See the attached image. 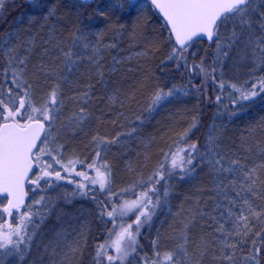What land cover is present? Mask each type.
<instances>
[{"label": "snow or ice", "instance_id": "obj_1", "mask_svg": "<svg viewBox=\"0 0 264 264\" xmlns=\"http://www.w3.org/2000/svg\"><path fill=\"white\" fill-rule=\"evenodd\" d=\"M96 3V0H76L74 7L77 10L86 8L90 4ZM150 4L162 14V17L168 26V39L173 42L172 51L167 57L168 60H174L177 67L181 63L188 67V60L185 55L188 48H191L193 43L199 39L206 38L208 41L215 44L214 58L212 66L206 65L204 59L201 58L198 65H192V71L199 70L203 75L204 81L209 79L217 84L220 90L229 87L234 90L228 95L232 98L231 102L240 107L237 111L243 110L242 102H255L257 97L264 98V75L256 77L254 74L257 71H264V0H150ZM4 0H0V10L3 9ZM145 5H141L138 0H115V3L109 5L110 8H119L121 10L139 11ZM56 15V7L52 6L48 10L45 20ZM95 15L98 17H107L106 11H101L97 6ZM92 20V17H89ZM232 24L231 31L225 35L221 32V27L228 23ZM123 26L121 25V28ZM80 29L71 32V46L67 51L62 50L64 57V68L62 71L72 72L78 70V62L87 59L96 68V75L100 81L104 80L103 65L100 63L103 58L100 56L101 41L104 37L103 31H98L96 35V44L91 45L87 42L86 35H79ZM174 37V40H173ZM104 48L115 47V45H102ZM238 49L237 55L241 61L252 62V67L248 69L250 79L245 80L242 84H236L231 81L224 80L223 72L220 73L221 78L217 79V67L222 65L223 61L229 57L232 49ZM91 48V55H86L85 50ZM77 49V51H73ZM14 47H9L4 52V57L7 61V66L0 69V196L7 200V204L0 208V264H3V259L9 256H15L20 261L28 255L32 237L35 235L36 225L33 217L41 215L39 210L33 211L34 205L47 204L45 197L41 196L39 200L33 201L31 204L25 205L24 198L27 193L24 191V182L28 180L29 173L32 171L34 164L40 165V174L36 178L30 180V183L39 187L40 180L44 178H54L55 181L66 179V175H61V171L53 168V164L42 160L44 155L52 158L53 163L60 165L66 174L75 173L78 177H83L85 180H90L92 185H99L101 190L108 189L111 180V169L106 164L97 165V160L101 158V149L107 148L119 142V137L123 134L118 133L116 137L108 140L101 137L99 134L93 136V142L96 144L95 158L93 161L85 165L84 160L69 159L67 163L61 162L52 153L55 151L59 155L64 146L56 145L55 148L50 147L54 142L55 137L52 135V125L58 118V115H53L55 112L59 114L62 107L61 102V84L55 83L51 91L47 94V100L36 107L31 99L34 88L33 84L27 78V58L18 57ZM115 60V58H113ZM23 65V67H21ZM43 71V69H41ZM109 71H115L114 68ZM66 77L60 76L59 80H65ZM11 84L12 87H7ZM92 86L89 85L90 89ZM201 89L198 86L197 92ZM177 93L187 94L183 86L173 85L165 91L162 88L157 90L150 97V104L147 109L151 114L169 97L177 95ZM88 92L80 95L81 100H87ZM114 99V98H111ZM221 96H216V101H220ZM227 107V105H225ZM236 112L229 113V116L236 115ZM75 120L79 125L81 122L89 118V113L84 107H81L78 112L73 113L70 120ZM139 119V118H138ZM23 121V122H22ZM45 122H49L46 129ZM199 123L196 117L192 118V123L187 129L179 133L177 139L173 142L176 145L174 152L165 154V159L170 158V169L168 175L172 171L179 170L180 178L190 176L196 170V165L193 161L196 153L199 156L198 164H206L210 171L217 179L216 189L217 194L223 195V199L228 201L229 205L235 206L237 203H242L244 208L240 209L239 214L233 212L232 207H228V220L232 221L231 228H225L223 224H219L215 229L216 232L225 234V239L220 241L221 255L214 256L213 259H221L228 261L229 264H236L235 253L238 248L241 251L242 244L248 242L250 234L259 238L253 239L252 250L243 256L244 264H261V251L264 249V230L252 233L254 225L251 224L249 217L255 220H260L264 216V208L256 211L251 197L264 199L261 192H264V180L259 178V174L264 172V147L259 149L260 162L253 163L251 167L244 163L240 158H229L226 155H221L218 150L219 136L214 133L207 138V150L201 152L196 143H188V137L192 129ZM258 127L264 130V120L260 122ZM132 132L135 129L131 130ZM44 134V139L41 140V134ZM131 135V132L127 133ZM37 141H40L42 146L34 153L37 148ZM186 144L187 147H181V144ZM251 151V149H247ZM247 159V157L245 158ZM85 165L88 169L95 171L94 177H89L84 171H76L75 165ZM163 168V165L160 166ZM49 169H52L49 171ZM103 169V170H102ZM165 171L158 170L148 178V181L153 184L147 191L139 194L137 199L132 201H124L119 206L112 205L111 211H105L109 205L101 204V216L115 218L117 213L120 217L127 216L129 213L136 212L135 220L130 224L121 223L119 231L114 232L108 230L110 239L103 243L95 245V255L93 264H125V261L137 252L138 241L137 236L144 224H148L154 213V210L159 203V199L154 203L149 193L156 194L157 188L155 184H159L165 179ZM52 180L48 181L51 186ZM141 183H144L143 181ZM76 187L80 189L79 193L73 192L72 195L87 196L88 191H85L88 185L83 182L77 183ZM229 189L234 193L230 196ZM123 191H127L124 189ZM163 195L167 197L168 191L165 190ZM95 199V197H93ZM219 203L217 207H219ZM247 215H244V212ZM15 213V216L13 215ZM221 215H224L221 213ZM42 218V217H41ZM15 220L13 225L12 220ZM189 222L183 225L176 242L172 248L164 252L154 250L152 258H145L144 264H201V260L196 258V250L189 251L190 244V226ZM114 223V221H113ZM135 226V230H133ZM117 226L114 223V229ZM115 239H111L112 236ZM58 238H63L62 233H57ZM235 238L231 242L229 238ZM159 237L154 240L153 248L159 246ZM87 244L86 238H77L68 241L64 245V250L58 260H52L51 264H74L77 256L83 254L84 247ZM47 247V246H46ZM60 247L59 240L54 242L52 247L53 255L57 254V248ZM199 256L202 258L207 252V247L204 243L200 246ZM109 249L114 250V254L109 253Z\"/></svg>", "mask_w": 264, "mask_h": 264}, {"label": "trees", "instance_id": "obj_2", "mask_svg": "<svg viewBox=\"0 0 264 264\" xmlns=\"http://www.w3.org/2000/svg\"><path fill=\"white\" fill-rule=\"evenodd\" d=\"M76 0H4L3 9L0 10V69H3L5 66H7V61L4 57V50L3 48H6V45L8 44L6 42L7 36L8 38H15L19 34L23 38H27L28 36H31L32 34H36V47L38 48L34 51V58L33 62L37 61V65L41 66H34L33 65V73L36 71V73H32L33 81L32 83L37 87L40 88L42 91L45 92V95H47L50 91L52 86L59 82L61 84V94L66 91L65 89L69 88L70 81L67 80H59L60 76H64V71L61 70L60 64L63 62V60H58V63L55 64L53 59H48L44 62H40L41 55L44 52H48L44 49L47 48H56V46H59L62 44H69L70 45V33L73 32L72 29L77 26L78 23H80V32L79 35H86L87 30H92L94 26L95 17H97L93 9L82 10L80 12L82 15H75L72 16L71 12H74V4ZM95 4V3H94ZM94 4H90L86 8H91ZM149 5V9H146L147 13V21L145 18H140L137 20V27H136V35L138 39L143 36H147L152 38V40H157L158 38L164 39V43L167 44H173L172 41L168 39L169 32L168 28L165 25L162 18L159 16V14L156 12L154 7L151 4ZM55 6L56 7V15L49 17L47 20H45V16L48 14V10L50 7ZM83 8V9H86ZM122 14L118 16V18H121L125 15L127 11L122 10ZM70 15L69 21H70V32L62 33V28L60 27V16L62 15ZM109 19L107 21V24H112V22L115 23V27L113 28L112 25H110V32L111 33H119L120 30V22L122 19H116L112 18L113 14L108 13ZM92 17V20H89V17ZM107 16V18H108ZM110 18L113 19V21H110ZM81 19V20H80ZM104 21H106L104 19ZM152 22H159V25H156V27L152 28L150 27ZM102 22H98L100 24ZM122 23V22H121ZM130 24V23H129ZM232 24L229 22L226 26L221 27V32L227 35L231 29ZM47 28L48 36L44 33L42 34L41 31L44 30V28ZM154 29V30H153ZM157 29V30H156ZM140 40V39H139ZM63 41V42H62ZM111 41L113 44L118 43V37L114 36ZM49 42V43H46ZM161 43V42H159ZM59 44V45H58ZM51 45V46H50ZM159 45L156 42H153L151 46L144 45L147 47H150L148 49H151V55L149 58L141 60V63L143 64L142 68H139L141 70H137L133 73H127L125 71L116 72V74H110V76L107 73H104V80L109 77V81L114 82L115 85L122 86L123 88L126 87L129 89L128 93H132L133 95H137L135 97H130V103L125 110H123L124 113L128 114L129 118L136 117L138 115L142 116V113L144 112V109L142 106L146 104L148 101H150V97L153 94V91L157 90V88H162L166 91L167 87H169L174 82H184L183 84L185 86H194L195 93H199V95L202 98L201 107L199 104V115L201 116V125L198 128V131L192 133L190 137H188V143H196L198 149L201 152H204L207 150V138L210 135V131L207 128L205 121L203 120L206 117H209L211 113H213V110L216 106H220L224 108V112L221 113V115L225 118H227L230 122L229 127H220L217 131H215V135L219 136L218 140V150L220 151L221 155H226L229 158H240L244 163H247L249 167L252 166L253 163L258 164L260 162L261 156L259 149L261 147H264V130H261L258 125L262 120H264V98L257 97L255 99V102H243L244 108L243 110L237 111L235 108L237 105L232 104V102L229 100L228 91L229 87H225L224 90H220L217 86V84L213 83L210 79L208 81H204L203 75L199 73V70L192 71V65H198L200 63L201 58L204 59V62L206 65L212 66V59L214 58V49L215 44L213 42H207L206 40H198L194 43V46H199L197 48V54L191 55L192 48H188L185 55L188 60V67H185L183 63H181V66L178 68L176 65V62L174 60H168L167 54H166V45L157 46ZM152 46H156V48H151ZM163 48V49H162ZM51 56V55H49ZM57 61V60H56ZM40 62V63H39ZM43 63V64H42ZM218 65H215L217 67L218 71L216 73L217 79L219 80L221 78L220 76V69ZM43 69V71L41 70ZM111 69V67H110ZM78 71V70H76ZM75 71V72H76ZM109 71V70H108ZM141 71V72H140ZM134 74V75H133ZM256 77H259L261 75H264V71H257L254 74H252ZM95 78L97 76H94ZM123 80H128L132 77V83L129 84L123 82ZM152 77L155 78V82H151ZM223 78V77H222ZM195 79L198 80L197 84H192L191 80ZM225 79V78H223ZM103 80V83H104ZM102 82L97 83V88L100 89L101 92L107 93H114L117 91L119 92V89L116 88H103ZM166 83V84H165ZM200 87V91L197 92V87ZM7 87H12L11 84H8ZM150 90L149 94L144 93L145 88ZM230 89V88H229ZM232 90V89H231ZM221 96V100L218 102L216 101V96ZM236 95V93L234 94ZM80 98V96H79ZM185 102L190 103V106L188 109H186V115L185 117L181 116L180 121H178L175 125L170 124V122H167L165 119L159 123V125L156 128H153L152 124L159 121L161 117H168L169 110L172 109L171 107L168 109H161L158 110V107L153 112V117L150 120H145L141 118L140 124H145L144 127V133L143 137L145 138L144 141L139 142V152L135 155L131 154L126 157V159H132L129 162L128 167L120 171L119 173L123 177V182H126V184L132 183L134 180H136V176L139 175V170L137 171V168L150 170V172L147 174L152 176V174L155 172V167H158V170L165 171V179L161 180L159 185V189L161 192H164V190L167 188L174 187L177 184H181L183 187L186 184V180H192L195 182V184L199 188V197L196 200L195 207L193 208V211L190 212L191 215L189 216V219L187 221V216L182 221V225L189 222L191 217H195V219L191 220V226H190V232L193 236H195L196 231L199 225L198 223L202 224L203 232H200V237L206 243L210 245V241L208 242V237L213 239L212 237L215 234V229L217 228V222L219 220H222V217L219 218L218 214L216 213L213 221L211 219L200 218L198 215L200 212V209H202L204 206L207 208L208 204L204 200L209 193H214V189H216V186L214 185L215 182H212L215 179V175L210 171V169L207 167L206 164H198L197 161L200 159L199 156L196 153H193L194 156H196V159L193 161V164L196 165V170L193 172L190 176H184L183 179L180 178L179 170L172 171L170 175H168V170L170 169V158L168 160L165 159V154L168 153L169 157L171 156V152L169 151L171 149L172 152L175 151L176 145L173 143L176 139L180 131H182L184 126H179L180 123L184 122L186 125H189V112H193L195 109V104L191 101H186L185 98L182 97ZM194 99V98H193ZM104 102H106V99H104ZM141 105V106H140ZM227 105V107H225ZM140 106V107H139ZM197 107V106H196ZM192 109V110H191ZM197 111V109H196ZM194 111V112H196ZM236 112L237 114L235 116H229V113ZM183 113V111H182ZM134 114V115H133ZM152 115V113H151ZM180 115V114H176ZM174 116V117H180V116ZM150 117V116H149ZM188 118V119H187ZM198 118V117H197ZM127 120V119H126ZM192 120V119H191ZM148 139L149 141H147ZM146 140V141H145ZM181 147H187L186 144H181ZM251 149V151H247V149ZM247 157V159H245ZM155 161V162H153ZM151 162V163H150ZM126 165V164H125ZM163 165V168H160V166ZM115 168V167H114ZM52 169H49L51 171ZM76 171H84L81 167H76ZM87 173V172H86ZM116 173H118L116 171ZM115 173V174H116ZM61 175H66L65 180H61V183H68L66 185V188L68 190L65 191L62 201L63 204L72 206L75 204H84L83 210H88L89 215L95 214L97 216V221L93 223H90L91 226L87 227V235L86 240L87 244L84 247L83 254L80 257V260L78 264H93V257L95 255V245L98 243H103L105 240L110 239L108 230H113L114 232L119 231V225L121 223L127 225L132 223L136 215L138 213L132 212L129 213L127 216L120 217L119 213H117V216L115 218L108 217L106 215L101 216V204L99 202H103L104 204L109 205L105 211H111L112 205L119 206L124 201H132L137 199L139 194L142 192V190H137L136 192L132 194H127L124 196H116L114 198L109 197V187L108 189L101 190L99 188V185H92L90 183V180H85L83 177H78L75 175V173L66 174L65 172L61 171ZM90 178L94 177L92 174H87ZM148 176V178L150 177ZM138 178V177H137ZM147 178V181H148ZM259 178L261 180H264V172H261L259 174ZM54 178H44L45 183ZM83 182L84 184L88 185L85 191H88L87 196L79 195L77 194V197L72 195L73 190L77 189L78 193L80 192V189L76 187L77 183ZM144 183H147L146 180L143 181ZM143 183V184H144ZM149 183V186L143 187L146 189L153 186L152 183ZM152 184V185H150ZM41 185V184H40ZM156 186V184H155ZM47 189L50 187L49 185L46 186ZM138 187H141L138 185ZM71 188V189H70ZM182 190V189H180ZM45 193V198H49V201H45L47 204V208H45V204H42V207L39 205L38 210L40 211L41 215L34 216L33 219L36 223V225H41V217L45 215V213L52 210L53 202H52V193L48 192H40ZM216 194V191H215ZM151 196L153 202L155 203L157 201L155 194L149 193ZM261 195L264 196V192H261ZM95 197V199H93ZM158 197V196H157ZM255 200L259 201L261 204H264V199L254 197ZM175 200V198H174ZM214 206V204H211V207ZM162 204L159 206V203L157 204L156 208L157 211L152 215L151 221H153V218L155 216L157 217L158 214L162 211L161 209ZM33 211H36L33 207ZM15 216V213L13 214ZM88 215V216H89ZM179 218V217H177ZM13 221H15L13 219ZM117 226L114 229V223ZM150 221V222H151ZM178 221V219H176ZM144 224L141 229L140 233L137 236L138 241V247L137 252L133 253L127 261H125V264H144V259L152 258L154 250H158L161 253L169 250L174 246V242L167 243L166 235L167 233H174L173 229H167L165 225H160L159 222L156 220L152 223L151 227L149 225L151 223ZM212 224H208V223ZM179 223V221H178ZM15 222L13 223V225ZM200 224V225H201ZM173 227V224L172 226ZM135 230V226L133 228ZM200 230H202L200 228ZM154 234V235H152ZM151 235V236H149ZM213 235V236H212ZM254 236V235H253ZM252 236V237H253ZM159 237V246L158 248H153V241ZM178 237V236H177ZM251 237V239H252ZM176 238V237H175ZM174 238V239H175ZM111 239H115V236L113 235ZM254 239H257L256 237ZM176 240V239H175ZM197 242V241H196ZM257 243H259V239H257ZM213 246V245H211ZM247 246V247H245ZM215 249H214V248ZM210 247V251L218 252L220 255L219 248H217V245ZM241 248L243 251L240 250V248L237 249L235 257H236V264H244L243 256L247 255L252 250V243L249 245L242 244ZM110 254H114L113 249L108 250ZM261 256L264 257V249L261 251ZM210 258V257H209ZM202 264H207L206 262ZM208 262V260H207ZM219 262L223 263L224 260H219ZM226 262V261H225ZM116 264H120V262H116ZM261 264H264V258L261 259Z\"/></svg>", "mask_w": 264, "mask_h": 264}, {"label": "rangeland", "instance_id": "obj_3", "mask_svg": "<svg viewBox=\"0 0 264 264\" xmlns=\"http://www.w3.org/2000/svg\"><path fill=\"white\" fill-rule=\"evenodd\" d=\"M112 3H115V0H98L93 6H91V8H86V9H80L77 10V8L75 7L74 12H71L72 16H75L77 14L82 15L80 12H82V10H87L89 11V9H93L92 11L96 12L97 6H99V9L101 11H106L107 12V16L109 15L108 13H111L115 16V18L117 16H119L120 14H122V10L117 8H110L109 5H111ZM141 5H145L144 7H142L138 12L135 10H125L127 11L125 13V15L121 18H117V19H122L120 22V30L119 33H111L110 32V25H112V27L114 28L115 23L112 22L109 23V25L107 24V21L109 19L106 17H95L97 19H95L94 21V26L92 28V30L89 29L87 30V42H89L91 45L96 44V35L95 33L98 31H103L104 37L101 41V52H100V56H102L103 58L101 59L100 63L103 65V70L104 73H107L109 76L110 74H116V72H121V71H125L127 73H133L136 72L137 70H141L139 68L143 67V64L141 63V60L149 58V56L151 55V49H148L150 47L144 46V45H152V41L151 39H148L147 36H143L142 38L140 37L138 39L137 35H136V27H137V20H139L140 18H145L147 21V13H146V9H149V3L147 1H143V2H139ZM70 15H62L60 16V27L62 28V33L63 32H70V21H69ZM104 19L106 21H104ZM81 20V19H80ZM98 22H102L100 24H98ZM81 23V22H80ZM80 23L77 24L76 27H74L72 29V31H76L77 28L80 27ZM130 23V24H129ZM121 25L123 26L121 28ZM159 25V22H152L150 27L154 28ZM232 26V25H231ZM47 28L45 27L43 31H41V33L45 34L48 36V32H47ZM154 30V29H153ZM157 30V29H156ZM117 36L118 37V43L115 44V47H108V48H104L102 47V45H113V42L111 41V39ZM9 36H7V40L6 42L8 43L6 45V48H3L4 51H6L9 47H14L16 49V55L18 57L24 58L26 57V64H27V68H26V72H27V78L30 80V82L32 83L33 81V65L37 66L36 63H38L37 61L33 62V58H34V51L38 48H34L36 47V34L35 35H31L28 36L27 38H23L20 34L15 37V38H8ZM158 41L161 42L157 45V46H161L162 45V41H163V45H166L165 49H166V54L167 56H169V54L172 51V47L173 44H167L164 43V39L162 40V38H158ZM63 42V41H62ZM70 45L69 44H62L59 46H56V48H47L44 49L46 51H48L47 53L44 52L41 55V60H39L40 62H44L46 60H48L49 58L53 59L54 63L57 64L58 60H63V62L60 64V68L61 70L65 67L64 66V57L62 55V50L63 51H67L68 48L71 46V42H72V37L70 38ZM49 43V42H46ZM161 44V45H160ZM51 46V45H50ZM192 50H191V55H196L197 54V48H199V46H192ZM151 48H156V46H152ZM163 49V48H162ZM55 54H52V52H55ZM73 51H77V49H73ZM237 51L238 49L236 47H234L232 49V51L229 54V57L227 59H225L222 63V65L218 66L220 69V73L223 72V78H225L224 80L226 81H231L233 83L236 84H242L245 80H249L250 79V75L248 72V69L250 67H252V62L250 60L248 61H241L237 55ZM85 54L86 55H91V48L85 50ZM51 55V56H49ZM115 58V60L113 59ZM57 60V61H56ZM39 62V63H40ZM43 64V63H42ZM23 67V65L21 66ZM114 68L115 71H108L109 69ZM83 71L84 73H90L92 70L96 71L95 66L90 63L87 59H84L83 61H79L78 62V71ZM76 70H73L72 72H68V71H64V77H66L65 80L69 79L68 81H70V84L73 83V79L75 78V73ZM94 71V72H95ZM141 72V71H140ZM36 73V71L34 72ZM33 73V74H34ZM94 76L96 75V72L94 73ZM134 75V74H133ZM92 76V74L90 75ZM132 78V77H131ZM109 79V77L107 79L104 80V84L105 81H107ZM124 78L122 77V80ZM94 81L95 83H100V79L97 76L96 78L94 77ZM123 82H125V80H123ZM103 83V82H102ZM33 84V83H32ZM166 84V83H165ZM76 86H73V89ZM103 88H106L105 85H102ZM33 94H32V101L34 103V105L36 107H40L41 104L45 103L47 100V95H45V92L42 91L40 88H37L34 84H33ZM120 90L122 93L127 94V96L129 97H135L137 95H133L132 93H128L129 89L126 87H122L120 86ZM185 90L187 92V94H182V93H177V95L173 96V97H169V99L167 101H164L160 106H158V110L161 109H168L170 108L171 104H173L176 100V98H181V97H191L194 98V104L197 106H195V110L197 109L196 112H189L188 116L189 119L191 120L193 117H198L199 115V104L201 107V103H202V98L199 95V93H195L194 88L189 89L187 87H185ZM228 91L233 92L234 90H231L228 88ZM108 92V91H107ZM106 92V93H107ZM106 93H103L100 91V89L98 90V88L92 93V95H89V97L87 98V100H81V99H76L78 97V94L76 95L77 97L75 98V100L73 101H69L65 98L62 97L61 94V102H62V107H61V111L59 112V114H56L55 112L53 113V115H58V118L56 119V121L54 122V124L52 125L51 131H52V135L53 137H55L54 142L50 145V147L55 148L56 145H63V151L57 155V153L54 151L52 153L53 156H56L57 159H61L62 164L63 163H67V161L69 159H81L84 160L85 165L91 163L93 161V159L95 158L94 153L96 151V144L95 142H93V136L99 134L101 137H104L108 140H111L113 137H116L118 133H121L124 136L122 141H119L116 144H112L110 145L107 150H103L101 149V158L99 160H97V165L99 166L100 164L106 163L110 169H111V183L109 185V192L108 195L109 197H116V196H124L127 194H132L134 192H136L137 190H142L146 191L145 188L143 187H147L149 186V183L147 181L148 176H150L151 172L150 170L153 168H150L148 170H145V168L140 169L137 168V171L139 170V175L136 176V180H134L132 183L130 184H126V182H123V177L121 176V172L124 168L126 169L129 165L130 160L135 159L132 158L131 159H126V157H122V159H120L119 161L122 162V164L120 165L121 169L118 168H114V165L112 164V158L110 155V150L111 148H114V146H118V145H122L124 142H126L127 140L133 139V138H138L141 141H144V137H143V131H144V125L145 124H140V119L145 117V120H150L153 117V112L152 115L148 113L147 109L149 107L150 101H148L146 104H144V106H142V108L144 109V112L142 113V116L138 115L136 117H132L129 118L128 114L124 113L123 111L121 112H116L113 113L112 117H111V113L110 111H108V107L110 105L113 104V99H111L114 94L110 93L105 95ZM192 95V96H190ZM176 97V98H175ZM229 100L231 101L232 98L230 96ZM175 98V100L173 101V99ZM104 99H106V103H104ZM96 101L97 104V108H93V101ZM110 101V103H109ZM109 103V104H108ZM185 103V102H183ZM243 103V102H242ZM100 104H102V107H100ZM186 104V108L188 109V107L190 106V103H185ZM244 104V103H243ZM141 106V105H140ZM139 106V107H140ZM170 106V107H169ZM84 107L87 112L89 113V118L83 122H81L79 125H77L75 123L74 118L70 120V117H73V113L78 112V110ZM183 107H185V105L183 104ZM240 106L237 105L236 106V110L239 108ZM192 110V109H191ZM134 115V114H133ZM107 116V117H104ZM150 116V117H149ZM235 116V115H234ZM139 118V119H138ZM127 119V120H126ZM198 119V118H197ZM23 122V121H22ZM47 124L49 125V122H47ZM159 125V122H155L154 124H152V126H154L153 128H156ZM118 127V128H117ZM135 129L134 132H132L131 130ZM131 132V135H127V133ZM120 136V137H121ZM42 146V144H41ZM40 146V147H41ZM39 147V148H40ZM128 151V150H127ZM126 152H123L124 155L127 154ZM137 154V153H136ZM135 155V153L133 154ZM120 157V155H119ZM42 160L47 161L50 164H53V168H55L58 171H63L60 165H56L53 163V160L50 156L48 155H44L42 157ZM155 162V161H153ZM151 163V162H150ZM126 164V165H125ZM85 165H80L77 164L75 165L76 167H81L84 169V172H87V174H92L95 176V171L93 169H88L85 167ZM103 170V169H102ZM116 171L118 173H116ZM155 172L158 171V167H155L154 169ZM40 172V171H39ZM64 172V171H63ZM120 172V173H119ZM150 172L149 175H147ZM116 173V174H115ZM40 173L37 174V176H39ZM138 177V178H137ZM53 182L51 184L50 187H48L47 189V185H48V181L45 183V180H40L39 182V187H36L34 185L31 186V190H32V198L30 201V204L35 201V200H39L41 196H44L45 193H41L40 192H48L52 193V202H53V207L51 211H47L45 213V215L41 218L42 222L41 225H39L38 227L35 228V235L32 237L31 243H30V248H29V252L28 255L24 258L23 261H20L17 257L15 256H9V257H5L3 259V264H51L52 260H58L60 259V256L62 254V251L64 250V245L66 242L68 241H72L74 239L77 238H86L85 236L87 235V230L85 228H83L82 226H79L78 224H75L76 220H77V214L74 213L75 211L80 210L81 211V205L79 204H75L72 206L63 204L62 198L63 195L65 193L66 190H68L66 188V185H68V183L64 184L61 183L60 181H55L53 179H51ZM146 180L147 183H141L142 181ZM188 181L186 180V183ZM215 182L214 185L216 186L217 184V179L215 177V179L212 181ZM41 184V185H40ZM138 185H140L141 187H138ZM152 185V184H150ZM178 186H182L181 184H177ZM177 186V187H178ZM157 188V193L155 194L156 199H159V206L162 204V211L158 214V216L155 218H153V221H151L152 223L154 221H158L160 225L163 224L164 220L169 218L172 221L173 224V228H174V233H176V235L174 237H177L180 233V231L183 229V225L177 223L176 219L177 217H180L182 215L183 212H191L190 209H193L195 207L196 204V200L197 198L200 196L199 195V191L200 190H193V188L191 189L190 187H186L185 186V190H180L179 189V195L181 196L180 199L175 202L174 201V197L172 196L173 192H168L167 197H165L163 195L164 192H161L159 189V185L156 184L155 186ZM194 188L196 186H193ZM71 189V188H70ZM124 189H127V191H123ZM167 189V188H166ZM73 192L78 193L77 189H72ZM165 191V190H164ZM196 192L195 195H191L189 196L191 193ZM214 193H209L206 197H204L205 201L207 202L208 206L207 208H210V210L208 212H204V213H200V218H202L204 220V218L207 219H211L213 221L214 219V215H210V211L216 212L219 216V218L222 217V220H219L218 223L219 224H223L225 228H231L232 226V221L228 220V207H232L233 212H236L237 214H239L240 209L244 208L246 206H244L242 203H237L235 206L229 205L228 201H225L223 199V195L215 194V191H213ZM229 194L230 196H234L235 194L231 192V189H229ZM77 197V195H74V197ZM158 196V197H157ZM251 200L253 202V205L256 209V211H260L261 208H264V204L260 203L259 201L255 200L254 197H251ZM45 201H49V198H45ZM214 204V206L211 207V204ZM219 203V207H217V204ZM43 204V203H42ZM42 204H40V206L42 207ZM4 205V204H3ZM39 205H34V209L38 210ZM206 207L204 206L203 209L201 210V212L205 209ZM157 211V208L155 210V212ZM221 213H223L224 215H221ZM154 214V213H153ZM190 214V213H189ZM244 215H247L248 213L245 211L243 213ZM187 221L189 219V216L187 214ZM249 220L251 221V224L254 225V227L252 228V233L255 232H260L262 230H264V216H262L260 218V220H255L252 217H249ZM15 221L12 220V223H14ZM150 222V223H151ZM152 223L149 225V227H151ZM208 223V222H207ZM218 223H217V227H218ZM201 223H198L197 225H199L200 227H198L195 236H193L190 232V244H189V249L194 247L196 245V258L197 259H202L203 263L206 262L207 264H229L228 261H224L223 263L219 262L220 259H213L214 256L219 257L220 254L217 252L212 253L210 251V247H213L215 245H217V248L222 247V245L220 244V241H222L223 239H225V234L222 232H215L214 236L212 237L213 239H211L210 237H208V242H211V245H209L208 243H206L204 241L205 246L207 247V252L205 253V255L201 258L199 256V251L200 248L198 246H200L203 243L202 238L200 237V232H203V227ZM210 224V223H208ZM213 224V223H212ZM210 224V225H212ZM200 228L202 230H200ZM57 233H62V237L63 238H58L57 237ZM252 234L249 235L248 237V242L245 245H250L251 241L255 238V236H253ZM252 237V239H251ZM257 238V237H256ZM235 239L230 237L229 240L230 242ZM259 239V238H257ZM59 240L60 243V247L57 248V254L53 255L52 253V247L54 246V242ZM197 241V242H196ZM47 246V247H46ZM247 247V246H245ZM214 248V247H213ZM215 249V248H214ZM237 251V250H236ZM212 254H211V253ZM236 254V253H235ZM81 256H77L76 259L74 260V264H78L79 260H80ZM210 257V258H209ZM208 260V262H207ZM202 264V263H201Z\"/></svg>", "mask_w": 264, "mask_h": 264}, {"label": "bare ground", "instance_id": "obj_4", "mask_svg": "<svg viewBox=\"0 0 264 264\" xmlns=\"http://www.w3.org/2000/svg\"><path fill=\"white\" fill-rule=\"evenodd\" d=\"M112 18H115V16L113 15ZM117 18H118V16L116 17V19ZM110 21H113V19L110 18ZM148 39H151V41H152V38L148 37ZM152 42L158 43L159 41L153 40ZM55 53H56V51L52 52V54H55ZM38 66H41V65H37V67ZM94 71L92 70L90 73H84L83 71H80V70L76 71L75 72L76 73L75 78L72 81L73 83H71L69 85L68 89H65L66 91L63 93L62 97L64 99L66 98L68 100V102H69V101L75 100V98L77 97L76 96L77 94H78V97L76 99H78L79 96L82 93H84V92H88L89 95H92V93L97 89V85H96L97 83H95V81H94V75H95L94 73L96 71L95 72ZM91 74H92V76H90ZM151 80H152L151 81L152 83L155 82V78L154 77H152ZM130 82L132 83V78H129L128 80H126L125 83L129 84ZM183 83L184 82H182V81L181 82H174L169 87H167V89L171 88L173 85L183 86L184 88L187 87L189 89H192L194 87V86H190V87L189 86H185ZM191 83L192 84H197L198 80L192 79ZM74 85L76 87L73 89ZM89 85L92 86L90 89L88 88ZM103 85H105L106 88H110L111 87V88L119 89V92L116 91L115 94L113 93L114 94V96L112 97V98H114L113 99V104L108 107V109H109L108 111H110L111 117H112L113 113H115V111L116 112H120V111L122 112L123 110H125V108H127L129 106V103L131 102L130 101L131 98H130V96L128 97L127 94H124V93L121 92V90H120L121 88H120V86L118 84L115 85L114 82L107 80V81H105V84L103 83ZM167 89H166V91H167ZM149 91L150 90L147 87V88H145L144 93L149 94ZM155 91H153V93ZM108 94H110V93H108ZM190 96H192V95H190ZM175 98L173 99V101L175 100ZM185 99H186V101L193 102V104L195 103L194 102L195 100L193 98H191V97H188V98H185ZM106 102H104V103H106ZM183 102H185V101H184V99L182 97L181 98H176L175 102L170 105L171 108H172V109L169 110V112H170L169 115L170 116L161 117V119L158 122L161 123L165 119L167 122H170V124L175 125L178 121L182 120L181 116H182V114L186 115V111L185 110L187 109L186 108V104H185L186 102L185 103H183ZM109 103H110V101H109ZM183 104L185 105V107H183ZM92 105H93V108H95V109L97 108V104H96L95 100L93 101ZM100 107H102V104H100ZM182 111H183V113H182ZM224 111H225L224 108H222L220 106H216L215 109L213 110V113H211L209 115V117H206L205 119H203V120H206L205 124H206L207 128L209 129L210 134L215 133V131H217L220 127H229V125H230L229 120L221 115V113H223ZM176 114H180V115H176ZM175 115L176 116H180V117H174ZM104 117H107V116H104ZM182 117H185V116L183 115ZM201 120H202L201 116H198L199 123L197 124V126L195 128L192 129L191 133L189 134V137H190V135L192 133L198 131V128L200 126H202L201 125ZM187 121H189V123H188L189 125L192 123V120H187ZM189 125H186L184 122L180 123L179 126H184L182 131H180V133L183 132L185 129H187L189 127ZM123 137L124 136L119 137V141H122ZM146 140L149 141L148 139H146ZM142 141L136 137V138L127 140L122 145L114 146V148H111L110 155H111L112 164L114 165V167H116L118 169H121L120 165L122 164V162L119 161V160L122 159V157H126V156L134 154V153L135 154L138 153L139 152V142H142ZM126 151H127V154L124 155L123 152H126ZM119 155H120V157H119ZM177 186L178 185H175L174 187H171L169 189H165L168 192H173L172 196L175 198V200H174L175 202H177L180 199V197H181V196H178L179 195L178 194L179 193L178 192L179 189L185 190V186L186 187L188 186L191 189L193 188V190H196V192H197V190H199L198 186L192 180H189L183 187H181V186L177 187ZM193 186H196V187L194 188ZM196 192L191 193L189 196L195 195ZM197 194H198V192H197ZM80 205H81V211L80 210H78V211L74 210V213L77 214V216H79V217H77V220H76L75 224H78L79 226H82L83 228H85L87 230V227L91 226L90 223L94 224V222L97 221V216L95 214L89 215L90 211L88 212V210H83L84 209V204H80ZM202 209H200V212H198L199 213V215H198L199 217L201 215L200 213L208 212L210 210V208H205L201 212ZM190 211H193V209H190ZM189 213L190 212H183L182 215L179 218H177L178 221H179V224H181V225L183 224L182 221L187 216V214L191 215ZM210 213H211L210 215H214V216L216 215V212L210 211ZM173 220L167 218V219L164 220L163 225H165L167 227V229H173V227H171ZM178 221H177V223H178ZM152 235H154V234H152ZM175 235H176V233H173V232L172 233H167V235H166L167 243H170V242H174L175 243L176 242V240L174 239ZM149 236H151V235H149ZM209 243L211 245V242H209ZM195 248H196V245L194 247L190 248L189 251L196 250ZM211 252L213 253V251H211Z\"/></svg>", "mask_w": 264, "mask_h": 264}, {"label": "water", "instance_id": "obj_5", "mask_svg": "<svg viewBox=\"0 0 264 264\" xmlns=\"http://www.w3.org/2000/svg\"><path fill=\"white\" fill-rule=\"evenodd\" d=\"M157 12H158V10H157ZM158 13H159V12H158ZM159 14H160V16L162 17V14H161V13H159ZM162 18H163V17H162ZM173 39H174V37H173ZM202 39L207 40L206 38H202ZM207 41H208V40H207ZM45 125H46V124H45ZM46 129H47V125H46ZM43 138H44V134L42 133V134H41V140H43ZM40 144H41V142H40V141H37V148L33 150L34 153L37 151V149L39 148ZM36 166H37V164H34L32 171L29 173L28 180H26V181L24 182V191L27 193V195H26L25 198H24L25 205L28 204V201H29V199H30V196H29L28 191H27V184H28V181L30 180L31 176H32L33 173H34V171H35V169H36ZM0 198H4V197H3V196H0Z\"/></svg>", "mask_w": 264, "mask_h": 264}, {"label": "flooded vegetation", "instance_id": "obj_6", "mask_svg": "<svg viewBox=\"0 0 264 264\" xmlns=\"http://www.w3.org/2000/svg\"><path fill=\"white\" fill-rule=\"evenodd\" d=\"M139 1H141V2H142V1H147V2L149 3V0H139ZM139 1H138V2H139Z\"/></svg>", "mask_w": 264, "mask_h": 264}]
</instances>
